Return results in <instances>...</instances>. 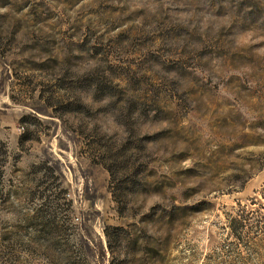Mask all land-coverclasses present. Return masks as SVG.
Wrapping results in <instances>:
<instances>
[{
	"label": "rangeland",
	"instance_id": "374dc122",
	"mask_svg": "<svg viewBox=\"0 0 264 264\" xmlns=\"http://www.w3.org/2000/svg\"><path fill=\"white\" fill-rule=\"evenodd\" d=\"M0 140V264H264V0H0Z\"/></svg>",
	"mask_w": 264,
	"mask_h": 264
},
{
	"label": "trees",
	"instance_id": "16d2710c",
	"mask_svg": "<svg viewBox=\"0 0 264 264\" xmlns=\"http://www.w3.org/2000/svg\"><path fill=\"white\" fill-rule=\"evenodd\" d=\"M5 155H6V148H5V144L0 140V181L3 177V165H4V160H5ZM127 176V179L126 181L127 182H131L133 183L131 177L129 174H126ZM116 177H113L112 175V172H111V178H110V182H114ZM117 183H115V188H120L122 190V187L124 185L121 186V184L119 183L120 181H125L124 179H119L117 178ZM117 185V186H116ZM162 209H161V218H168V220H174V217L176 215V212L178 209L181 208L180 205L176 204V203H171V204H165V205H162ZM142 218H141V222H142ZM112 232H108L106 233V235L108 237L110 236H116V234H118L117 232L120 231V229H122L121 227L119 226H112ZM143 231L146 232V230L142 227Z\"/></svg>",
	"mask_w": 264,
	"mask_h": 264
}]
</instances>
